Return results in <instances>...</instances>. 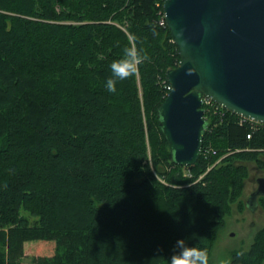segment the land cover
<instances>
[{"label": "trees", "instance_id": "16d2710c", "mask_svg": "<svg viewBox=\"0 0 264 264\" xmlns=\"http://www.w3.org/2000/svg\"><path fill=\"white\" fill-rule=\"evenodd\" d=\"M162 3L0 0V264H167L181 238L210 257L244 162L264 168V123L208 110L196 162L173 161L157 107L179 56ZM131 36L151 60L109 93ZM254 238L230 264H262L264 227Z\"/></svg>", "mask_w": 264, "mask_h": 264}, {"label": "water", "instance_id": "95a60500", "mask_svg": "<svg viewBox=\"0 0 264 264\" xmlns=\"http://www.w3.org/2000/svg\"><path fill=\"white\" fill-rule=\"evenodd\" d=\"M165 24L179 56L157 107L175 163L198 159L207 97L227 111L264 123V0H163ZM245 204L257 207L264 177Z\"/></svg>", "mask_w": 264, "mask_h": 264}, {"label": "rangeland", "instance_id": "374dc122", "mask_svg": "<svg viewBox=\"0 0 264 264\" xmlns=\"http://www.w3.org/2000/svg\"><path fill=\"white\" fill-rule=\"evenodd\" d=\"M262 158L264 159V156ZM244 163L247 166L248 175L243 181V192L235 201L230 202L229 211L223 216L222 224L216 231L210 250V264H219L221 260L230 261L233 251L249 250L254 243L256 233L264 227V204L259 203L258 207H247L245 204L251 189L256 185L255 177L259 176L262 171L259 170L253 160ZM239 200L242 202V206L239 205ZM21 212L28 216L31 221L34 220L28 212ZM37 251V249L28 247L25 253L31 255ZM28 261V256L22 260L24 263Z\"/></svg>", "mask_w": 264, "mask_h": 264}, {"label": "clouds", "instance_id": "9594fccd", "mask_svg": "<svg viewBox=\"0 0 264 264\" xmlns=\"http://www.w3.org/2000/svg\"><path fill=\"white\" fill-rule=\"evenodd\" d=\"M136 39L135 36L129 37L130 43L122 49L120 58L113 60L109 65L110 75L105 82L109 93L115 94L118 82L134 78L141 65L146 61L150 62L151 57L148 51L143 47H138L135 43ZM243 255L242 251L237 253V256ZM167 264H210L209 252L206 248L187 244L186 239H177L171 255L167 258ZM219 264H230V261L221 260Z\"/></svg>", "mask_w": 264, "mask_h": 264}, {"label": "built area", "instance_id": "2783aa9c", "mask_svg": "<svg viewBox=\"0 0 264 264\" xmlns=\"http://www.w3.org/2000/svg\"><path fill=\"white\" fill-rule=\"evenodd\" d=\"M159 14H160V17H159V20H158V23L159 24H161V25H163V24H165V19H164V15H163V11H162V9L159 11ZM170 88V86L168 85V89ZM202 107H203V109H204V117H205V119H206V114H205V112L206 111H212V110H217V111H219L220 113H224V111L226 110V109H224L222 106H220L219 104H217V103H215V102H213L211 99H209V98H207V97H204L203 98V104H202ZM243 120L245 119V118H243V117H241ZM251 122H254L255 124H257V122H255V121H251ZM255 126V125H254ZM210 148H206L205 149V151H204V153L205 154H207L208 152H210ZM212 152H214V150L212 149Z\"/></svg>", "mask_w": 264, "mask_h": 264}, {"label": "flooded vegetation", "instance_id": "af4514ba", "mask_svg": "<svg viewBox=\"0 0 264 264\" xmlns=\"http://www.w3.org/2000/svg\"><path fill=\"white\" fill-rule=\"evenodd\" d=\"M258 168H259V170L262 171L263 173L261 172V173L259 174V176H256V177H255L256 185L251 189V192H253V191L256 189L257 185H258V184H257V178H258V177H264V168H260V167H258ZM251 192H250V193H251ZM256 201H257V207H258L260 204H262V201H263V203H264V196H262V195H258ZM259 203H260V204H259ZM262 207H263V206H262ZM262 207H261V208H262Z\"/></svg>", "mask_w": 264, "mask_h": 264}, {"label": "bare ground", "instance_id": "6f19581e", "mask_svg": "<svg viewBox=\"0 0 264 264\" xmlns=\"http://www.w3.org/2000/svg\"><path fill=\"white\" fill-rule=\"evenodd\" d=\"M169 85V84H168ZM170 86V85H169Z\"/></svg>", "mask_w": 264, "mask_h": 264}]
</instances>
